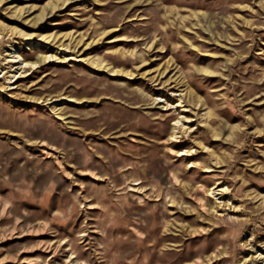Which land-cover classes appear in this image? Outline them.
<instances>
[{
	"label": "rangeland",
	"instance_id": "rangeland-1",
	"mask_svg": "<svg viewBox=\"0 0 264 264\" xmlns=\"http://www.w3.org/2000/svg\"><path fill=\"white\" fill-rule=\"evenodd\" d=\"M263 257L264 0H0V264Z\"/></svg>",
	"mask_w": 264,
	"mask_h": 264
},
{
	"label": "bare ground",
	"instance_id": "bare-ground-1",
	"mask_svg": "<svg viewBox=\"0 0 264 264\" xmlns=\"http://www.w3.org/2000/svg\"><path fill=\"white\" fill-rule=\"evenodd\" d=\"M36 41L35 40H32L30 39L29 41V44L32 45V44H36L35 43ZM38 44L42 45L41 42H39ZM10 58H9V62H12L13 64L11 65V67L13 65H15V69H16V72L13 73L9 79L12 80L14 77H18V76H21L23 73H25V68H36L40 61H44V62H47V61H51V60H64L65 57L64 55L62 54V52L60 53H49V54H45V55H42L41 56V59L40 61L38 60H27L25 59L24 57H22L16 50H14L12 53H10L8 55ZM67 59V58H66ZM106 67V66H105ZM104 69L108 70L109 72H111V74H117V70L116 69H113V68H105ZM91 98H76L74 96H68V95H63V96H60V97H57V98H51L49 100H43L42 102L45 104V105H49V104H52V103H55L59 100H62L63 102H74V103H83L84 101H87V100H90ZM91 101V100H90ZM176 106H182V103L179 102L176 104ZM168 107H171V105L169 103L166 104V108ZM187 117L186 116H180L177 120L174 121V124H173V130L171 132V138L172 140H179V138L181 137V135L183 133H185L186 131L189 130V127L187 126ZM182 153H188L190 154V150H183ZM227 190V188L225 187H218V185L216 186H213L210 188V193L213 194V195H216V194H220V193H223ZM219 204L222 203V201H219ZM253 251L256 252V255H252L250 258H247L245 260V262H248V263H251L253 258L255 259V257H260L261 254L257 252V250H255L253 248ZM264 259V257H263Z\"/></svg>",
	"mask_w": 264,
	"mask_h": 264
}]
</instances>
